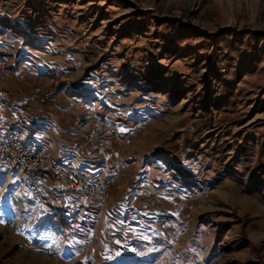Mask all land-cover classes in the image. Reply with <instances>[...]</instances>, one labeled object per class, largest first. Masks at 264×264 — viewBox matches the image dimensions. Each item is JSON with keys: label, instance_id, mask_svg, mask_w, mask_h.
<instances>
[{"label": "rangeland", "instance_id": "obj_1", "mask_svg": "<svg viewBox=\"0 0 264 264\" xmlns=\"http://www.w3.org/2000/svg\"><path fill=\"white\" fill-rule=\"evenodd\" d=\"M6 124L108 192L2 162L0 264H264V0H0Z\"/></svg>", "mask_w": 264, "mask_h": 264}, {"label": "bare ground", "instance_id": "obj_2", "mask_svg": "<svg viewBox=\"0 0 264 264\" xmlns=\"http://www.w3.org/2000/svg\"><path fill=\"white\" fill-rule=\"evenodd\" d=\"M1 129L0 147H2V151L11 155H0V163L5 162V167L10 175L18 174L22 178L33 197H39L45 191L48 182L47 173L51 172V170L35 169L34 172H28L27 164H21L14 157V155H18V152L20 154H34L38 156L39 165H48L51 169L65 170L67 177H75L79 183L88 182V176L91 175L75 166L60 162L51 150L34 137L28 138L22 131L15 130L7 124ZM36 178H44L45 182L35 183ZM100 184L103 186L101 195L105 196L108 192V184L104 183L101 178ZM84 194L87 195V193Z\"/></svg>", "mask_w": 264, "mask_h": 264}, {"label": "built area", "instance_id": "obj_3", "mask_svg": "<svg viewBox=\"0 0 264 264\" xmlns=\"http://www.w3.org/2000/svg\"><path fill=\"white\" fill-rule=\"evenodd\" d=\"M39 91H43V89H39ZM36 93V92H35ZM34 93V94H35ZM43 93V92H41ZM100 128V121H85L82 123V132L86 134V137L81 144V146L88 145L89 142L93 140L96 136L98 129ZM0 155H11L10 153H5L2 151V147H0ZM16 160H19L21 164H27L28 172H34L35 169H48L53 172L56 179L62 178L65 179V184L68 189H73L74 192L78 193H87L89 197H96L98 194L101 195V190H103L102 184H100V176H88V182L79 183L75 177H67L65 170H56L51 169L48 165H39L38 156L34 154H20L14 155ZM1 164V163H0ZM44 178H36L35 183H44Z\"/></svg>", "mask_w": 264, "mask_h": 264}, {"label": "trees", "instance_id": "obj_4", "mask_svg": "<svg viewBox=\"0 0 264 264\" xmlns=\"http://www.w3.org/2000/svg\"><path fill=\"white\" fill-rule=\"evenodd\" d=\"M75 264H84V263H82V262H76Z\"/></svg>", "mask_w": 264, "mask_h": 264}]
</instances>
